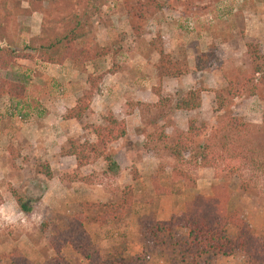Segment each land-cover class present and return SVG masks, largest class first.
<instances>
[{
  "label": "rangeland",
  "instance_id": "374dc122",
  "mask_svg": "<svg viewBox=\"0 0 264 264\" xmlns=\"http://www.w3.org/2000/svg\"><path fill=\"white\" fill-rule=\"evenodd\" d=\"M140 7L147 12L131 28L127 11L138 12ZM73 15L82 27L80 35L71 45L68 40L61 41L62 49L50 52L63 54L64 48L89 47L94 56L102 53L98 59L81 69L65 57L60 64H50L46 56L32 52L27 54L29 60L16 57L25 53L31 40L35 46L54 41L68 28L64 25L62 29L60 21L69 22ZM247 43L254 44L257 55L264 57V0H0V47L9 46L14 57L3 79L24 89L21 100L0 97V205L6 204L13 190L31 207L25 221L22 215L9 211L13 206L2 210L0 247L8 241L11 251L21 253L28 264H53L54 254L45 235H54L68 216L77 212L91 217L100 211L88 208L82 195L90 192L91 186L101 191L106 201L116 202L124 191L126 198L145 204V216L154 217L159 198L194 193L200 178L204 185L227 189L228 211H237L256 236L264 237V85L253 89L256 80H252L237 96L231 98L226 93L228 83L243 85L253 63L260 61L249 55ZM157 44L177 64L181 76L162 77L153 47ZM204 53L211 57L207 67L198 72L194 60ZM188 91L199 93V108L174 110ZM217 93L221 96L218 100ZM84 103L87 110L79 121L83 134L77 132V136L57 141L62 131L59 127L53 130L55 106L65 109L62 120H71L67 113ZM114 117L142 122L135 135L131 132L130 137L107 146L124 173L106 172L100 158L76 168L74 157L67 155L68 142L93 144V130ZM117 121L124 130V121ZM190 122L197 129L196 138L186 134ZM185 140L191 142L188 150L195 156L200 152L197 145L208 147L207 169H199L198 160L193 161L188 152L179 161L171 157L172 144ZM142 155L146 157L140 162ZM153 166L155 169H149ZM45 169L50 178H45ZM116 175L127 180L122 188L114 186ZM72 180L78 183L73 186ZM44 188L48 194L38 201ZM156 191L167 194L158 197ZM50 197L58 198L60 204H51ZM6 215L10 219H4ZM123 220L109 226L116 228ZM5 221L11 224H1ZM43 222L47 223L45 229L40 225ZM111 230L105 229L106 235L100 233L107 240L105 246L94 244L101 256L139 255L142 229L132 234L130 244L121 237L115 241ZM176 234L185 238L184 231ZM225 234L235 236V230L226 226ZM65 247L60 251L63 264H85L70 249L65 252ZM2 254L0 264H10ZM202 260L205 258L197 262ZM146 264L175 262L156 254ZM207 264H246V260L241 253H234L209 258Z\"/></svg>",
  "mask_w": 264,
  "mask_h": 264
},
{
  "label": "trees",
  "instance_id": "16d2710c",
  "mask_svg": "<svg viewBox=\"0 0 264 264\" xmlns=\"http://www.w3.org/2000/svg\"><path fill=\"white\" fill-rule=\"evenodd\" d=\"M95 1V0H93ZM128 9V19L131 24L136 20H141L146 11ZM130 15V16H129ZM69 20H61L60 27L64 25L68 28L55 37L54 41H48L46 44L29 43L24 54L16 56L20 59H30L27 55L29 52L37 55L46 56V61L50 64H60L62 60L67 58L74 66L78 68L85 67L87 63L94 61L102 56V53L94 56L91 54L89 47L73 48L66 50L64 53L50 52L52 50L62 49L61 41L68 40L67 43L75 41L80 33L79 23L75 21L76 15ZM79 18V17H78ZM82 28V27H81ZM65 29V28H64ZM69 46V45H68ZM67 46V47H68ZM249 55H252L256 63L252 65V72L249 77H244L243 85L240 83H228L226 93L229 97L237 96L245 84H251L252 80H256L253 89L264 85V57L257 55L254 44L247 43L245 45ZM160 61V71L163 78H178L181 73L178 72L177 64L163 53L160 46L153 45ZM106 52V51H105ZM104 52L103 56L106 55ZM53 53L55 57H53ZM40 55V56H41ZM209 53L200 54L194 60V70L202 71L207 67L210 60ZM11 48L0 47V97L6 95L14 100L23 98V87L18 83H10L4 80L3 76L7 68L10 66ZM256 76H259L256 78ZM256 78V79H255ZM253 89L251 92H253ZM220 94L215 95V99H220ZM200 95L195 91H188L175 104L174 110L194 111L199 108ZM221 107V104L219 105ZM87 110V103L78 105L67 113L69 119L79 122ZM230 126H234V119H230ZM202 126V123H201ZM95 142L93 144H85L84 146L71 144L68 142L69 149L67 155L73 156L76 161V168H82L88 164L91 159H101L107 172H116L118 166L107 151L109 143L117 141L124 135V130L119 128L116 121L112 118L106 120L105 126L97 127L93 130ZM187 136H198L195 125L190 122L187 125ZM191 142L173 143L170 148L171 157L175 161L182 158L183 153H190L188 149ZM200 152L197 156L190 153L193 161L197 162L199 167L208 166L207 148L203 144L197 145ZM45 178H50V173L45 169ZM154 180V179H153ZM154 188V187H153ZM156 188V187H155ZM17 209L23 214H29L31 211L30 204L25 199L11 190ZM167 191H156V196L166 195ZM230 194L227 189L219 186H211L207 196L195 195L190 201L184 203L183 209L177 214H173L166 221H156L152 216H144L139 220V227L142 231L139 235L142 237L141 252L138 256L127 258L121 257L115 253L101 256L97 247L93 244L91 238L83 229L85 223H96L99 226L119 223L128 213L131 206V198L125 197V192H121V198L116 202L108 204H89L88 208H100V211L91 217L85 216L84 212H77L68 217L61 229L57 230L54 235H45L48 245L54 254L52 258L53 264H63L60 257V251L64 246H69L71 250L79 255L85 264H146L150 256L161 254L175 264H183L184 261H190V264H199L197 260L204 259L201 264H207L209 258L229 257L234 253H241L246 264H264V237L256 236L252 228L239 216L237 211L229 212L227 203ZM85 209V208H84ZM43 229L47 228V223L40 224ZM231 226L235 230V236H227L225 227ZM177 230L185 232V238L176 234ZM43 231V230H42ZM154 247H157L156 249ZM10 264H28L26 259L17 250H12L6 255ZM208 258V260H206Z\"/></svg>",
  "mask_w": 264,
  "mask_h": 264
},
{
  "label": "crops",
  "instance_id": "0c3cea01",
  "mask_svg": "<svg viewBox=\"0 0 264 264\" xmlns=\"http://www.w3.org/2000/svg\"><path fill=\"white\" fill-rule=\"evenodd\" d=\"M55 107H56V110H57L56 111L57 115H55V118L58 117L57 118L58 120H55V118H54V120L52 121V125L54 124L53 130H54L55 127H57V128L59 127L60 131H62L61 134L59 133L60 134L59 138H57L56 140L59 141L60 138H61V139H63L65 141L66 138H68V137H69V139L72 138L70 136H73V135L77 136V132H79V134L82 135L83 134V129H81L79 127L80 126L79 122H75L73 120H62L61 116H62L63 112L65 111V109L63 107H58V106H55ZM124 115H126V114H123L122 116H124ZM124 117H126V116H124ZM114 120H116V121L117 120L118 121L119 120H123L124 121L123 124H124L125 128H124L123 137H126V136L130 137L132 135V133L135 135V133L138 132L139 128H141V126H142V122L138 118L136 120L129 121L127 118L126 119H116V117H114ZM131 124H133V125H131ZM62 125H65V126L67 125V128H64V129L61 128ZM129 131H130V133H129ZM46 132H49V131H45V133ZM55 134L57 135L58 132H56ZM149 137H151V136L150 135H144V138H149ZM69 157H73V156H69ZM145 157L146 156L142 155V157H140V162H143L145 160ZM112 158H114V157H112ZM114 160H115V162H116V164L118 166L117 173H119V174L120 173H124V171H122L123 168H121V164H119V162H118V157L114 158ZM149 169H155V168L153 166V167H150ZM199 169H207V168H199ZM73 170H77V169H73ZM102 170H104V169H102ZM128 170L129 169H127L125 171L127 172ZM113 177H114L113 180L115 181L114 184H116L114 186H116L117 188H122L121 187L122 184L127 183V180H125L122 177L117 178V175L113 176ZM56 181H57V184H59V187H60V183H59L58 179H56ZM75 181L76 180H72L70 182V184L71 185L73 184V186H74V184L78 183V182H75ZM111 181H108V182H111ZM129 181H130L129 183H132L130 179H129ZM54 184H55V181H54ZM206 184L207 185H204V183H202V179L200 178V179L196 180L195 188H193L194 189V193L193 192L190 193V191L185 192L184 193L185 195L182 194V193L180 195L172 193V194H169L167 196L159 198V200L157 201V204H156L157 205L156 209H155V216H154L155 220L156 221H166V220L169 219V217L171 215L181 212L182 209H183L184 203L190 201L195 195L207 196L209 194L210 183H206ZM51 186H53V185L51 184ZM95 187H100V186L96 185ZM71 189H73V187ZM89 190H90V192H86V193L82 194V195H84L85 202H87L89 204H108V203H112L113 202V200L112 201H106L104 199V198H106V196L102 195L101 191L99 193L98 189L92 188V186H91V188L87 189V191H89ZM47 194H48L47 189L44 188L41 191L40 195H39L40 197H39L38 201L45 200L44 196H47ZM66 198H68V197H66ZM163 198H167V199L164 200ZM63 199H65V198H63ZM57 200H58V198H53V197H50V199H49L51 204L54 203V204H58L59 205L60 202H58ZM4 203H6V204H1L0 205V213L5 214L4 212H2V210L6 209V206L9 205V206H13V207H11V210H9L10 212L11 211L14 212V213L17 212V214L22 215L24 221L27 219L26 217L28 216V214L25 215V214L21 213L17 209V206L15 205V202H14V200H13V198L11 196ZM62 206L65 207V205H62ZM142 207H145V204L140 203V200H136L135 199L134 201H131L130 209L128 210V213L126 214V216L123 218L124 220H123L122 225L118 224L116 228H111L109 226L110 224L99 226L96 223L91 222V223H88V224H83V229L88 234V236L91 238L93 244H95L97 246H99V245L100 246L101 245L105 246L107 244V240L105 238H103L102 236H100V233L103 234V235L105 234V232H104L105 229H108V230L112 229L111 230V234L115 238L114 239L115 241H117L118 238L121 237V238L127 240L126 241L127 244H130L129 241L132 239V234L134 232L137 233L138 229L140 228L139 227V219L146 215L145 209H143ZM51 208H53V207H51ZM140 209H142V210L140 211ZM68 217H70V216H68ZM6 218L10 219V215H6L4 219H6ZM1 224L8 225V224H11V223L5 221V223L1 222ZM129 230H130V233H129ZM133 235H135V234H133ZM69 249H70V251H72L69 246H66L65 249H63V250L65 252H68ZM8 252H11V243L9 244L8 241H7V243H4V247H0V253H3L2 255H8L9 254ZM29 252L30 251H27L26 253H29ZM23 254H25V253L23 252Z\"/></svg>",
  "mask_w": 264,
  "mask_h": 264
}]
</instances>
